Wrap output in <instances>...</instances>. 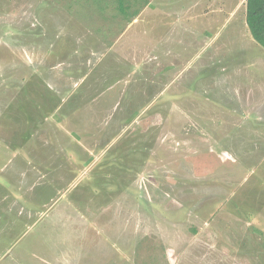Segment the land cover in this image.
<instances>
[{
	"label": "rangeland",
	"instance_id": "374dc122",
	"mask_svg": "<svg viewBox=\"0 0 264 264\" xmlns=\"http://www.w3.org/2000/svg\"><path fill=\"white\" fill-rule=\"evenodd\" d=\"M146 2L0 0V264H38L37 258L58 249L59 255L81 253L91 258L100 254V244L101 254L109 252L108 264H159V259L146 256L154 252L148 246L154 238L177 256L176 264H264V47L254 37V48L243 51L245 68H238L237 76L228 75L233 85L227 82L218 89L220 83L214 82L212 72L208 74V69L218 71V67H207L206 77L192 80L200 62L196 59L178 80L187 88L186 99L175 102L165 98L172 92H163L143 112L144 104L135 96L139 99L131 112L140 105V115L107 109L91 115L94 130L85 131L84 138L92 146L83 160H94L87 165L80 161L74 171L56 172L52 187L45 179L30 188L52 206L44 219H30L28 225L19 212L27 206V193L10 174L30 168L33 163L26 167L23 138L41 133L32 124L38 113L24 107L35 102L37 93L63 91L73 84L72 78L79 80L88 73L82 85L90 83L92 98L109 97L106 106L112 97L121 102L125 84L112 89L117 96L111 93L95 72L97 66L89 71L83 65L88 51L70 36L88 46L115 45L130 35L132 10L142 9ZM128 4L131 9L119 11L121 17L112 16L118 5ZM153 4L155 8L147 7L145 19L168 11L165 0ZM233 6L227 4L228 9ZM223 7L220 4L218 9ZM225 18L215 28L217 37L233 32L235 19ZM245 18L246 7L237 3L236 21ZM142 28L141 37L134 33L125 44L141 63L135 95L152 94L147 81L148 25ZM164 53L158 52L156 62H165ZM237 79L241 83H235ZM156 87L159 97L165 84L158 82ZM46 128L45 138L56 139L57 134H48L50 126ZM35 165L37 170L45 169L41 163ZM15 195L16 199L11 197ZM69 238H77L72 250L67 249Z\"/></svg>",
	"mask_w": 264,
	"mask_h": 264
},
{
	"label": "crops",
	"instance_id": "0c3cea01",
	"mask_svg": "<svg viewBox=\"0 0 264 264\" xmlns=\"http://www.w3.org/2000/svg\"><path fill=\"white\" fill-rule=\"evenodd\" d=\"M154 1L156 0H147L143 5V8L145 7L144 9H141L140 7L132 10L133 12L131 13L133 19L129 24L132 23L134 24L133 27L137 26V28L131 33L133 29L132 27L130 35L119 38L115 45L110 44L106 49H103V47L97 43H92L91 46H88L78 38L70 36L72 40L76 39L75 43L78 41L77 44L80 48L82 47L81 49H84L82 51H88V53L84 55L85 61L83 65H86L87 67L89 66V71L97 66L95 72H99L100 75H102L104 83L108 85V90H112L120 83L125 84L126 87L124 88V91L120 93L121 98L123 97L121 102L118 103L116 99H113L112 97L110 98L108 106H106L109 97L105 99L104 96H94V98H92L90 83L87 81L85 85H82L87 77L90 76V73H88L83 75L79 80L76 79L77 77L72 78L74 80L73 84L71 86L65 85L66 89L63 91L58 88L52 89L49 92L46 91L47 94L45 91L37 93L38 97L35 98V102L31 101L29 105L24 107L25 110H30L32 113L34 111L38 113L36 115L37 117L33 119L32 124L37 128L38 133H41H39V136L33 134L31 136L32 139L29 137L23 138L24 140H27L25 146H27L28 149V156L24 158L26 161V167L28 168V163H33L34 165H30L28 170L22 168V170L18 171L15 169L16 172L10 174V179L14 176L17 180H20V190H24L27 193V199L25 200L27 206H21L19 212H22L21 216H26L28 225L30 219L32 221H37L40 218L44 219L48 215L46 212L52 208V206H46L44 203V195H42L41 198L30 190L36 182L46 179L48 180L50 187H52V181L50 180H54L53 178L55 177L56 172L60 173L63 170L66 171V169L73 170L78 167L80 161L87 165L94 160L91 157L83 160V157H85V153L88 150L87 147L92 146V144L84 138L85 131L94 130L92 126L93 124H91L93 121L91 115L105 113L104 109H107L109 113H121L126 116H128L129 113L133 114L136 112L140 115L142 111L145 112L152 108L157 103V99L161 98L164 93L172 92L173 95L165 98H168L169 100L175 99V102L178 99H186L187 95H185V93L187 88L184 84L178 83V80L181 78V75H183L182 73H185L186 69L192 65L196 59H200V62L198 63L199 66H197V70L191 79L194 80L195 78H199V76L206 77L207 73L205 69L207 67H218V71L217 69L215 70V68L212 70L208 69V74L212 72L214 82L220 83L218 89H221V85H225L227 82L228 84L233 85V80L232 78H229L228 75L234 74L237 76V69L241 66L243 69L245 68L246 56L243 51L251 50L254 48L255 44L253 42L252 33L248 28L246 18L244 21H236V12L237 3H242V5L246 7L247 0H165L166 4H164V9H167L168 11L165 12L163 16L160 13H157L152 18L145 19L144 14L148 11L146 10L147 7H150V9L153 8ZM232 2L234 3V6L231 9H228L227 4ZM128 3L132 4L130 2ZM220 4L224 5L223 10L218 9ZM117 7V14L115 11L112 13V16L115 15L116 18L121 17V12L126 13V8L131 9L130 5L127 7H124V5H118ZM224 15H226V18L233 17L235 19L234 29L231 34L227 33L224 36L221 34L217 37L219 30H216L215 28L220 24L219 22H221ZM206 19H208L207 23ZM146 24L148 25L147 35L149 44L147 49L149 56L148 66L150 68L147 81L149 87L152 89V94L147 95L145 93L144 95H135V91L138 89L137 86L139 85L138 78L135 75L138 71L137 68L140 67L141 63H139L140 60L137 55H132L130 53L131 47L128 48L125 44L129 39L135 37L134 33L136 36L141 37L142 26H146ZM210 25L213 26L210 27ZM64 33L66 34V32ZM67 33L68 35H71L69 32ZM158 52H165L164 57H168L164 63L156 62ZM80 55L83 56V54ZM106 59L108 60L105 64L104 62ZM102 63L104 64L102 65ZM151 66H153L154 69L151 70ZM96 73L95 75H97ZM157 75L158 77H162V79H158ZM89 80L91 79L89 78ZM234 81L235 83H241L238 79ZM158 82H164L165 84L159 97L156 93V84ZM234 86L237 87V85ZM174 87L177 88L174 90ZM251 91L252 89L249 88V93ZM111 93H115L117 96L116 91L112 90ZM65 96H68L69 100L67 109H64L63 107L64 101L66 100ZM135 96H139L141 102L144 104L142 111L139 110V105L135 111L131 112L133 109L132 107L136 105L139 99V97L134 99ZM117 103L120 104L119 107ZM132 119L133 118L131 117L130 120ZM122 121L123 123L126 122L124 120ZM48 126L52 129V132L50 131L48 134H57L56 139L45 138L44 133ZM29 128L30 126L27 130H29ZM29 147L35 149L29 151ZM83 150L84 153H82ZM10 160L11 158H9V161ZM36 163H41L42 168L45 167V169L37 170ZM71 177L74 178L75 174ZM61 178L69 179L70 177L65 175L62 177V175H59V179ZM15 185L17 186V184ZM50 191L56 192L55 190ZM29 193L30 196L28 197ZM11 197L16 199V195ZM76 239L77 238H69L67 240V249L72 250L71 243ZM100 239L108 242L110 238ZM121 246L122 249H124L125 239L121 241ZM148 246L154 250L150 255H146L148 258L159 259V264L177 263L175 261L177 256H175L172 251L167 250L163 242L159 239L154 238L152 244H149ZM97 250L100 252L99 255H90L91 258L96 256L94 261H91L89 256H85V254L82 255L80 252V256H73V254L69 253L59 255L56 253L59 249L58 251L47 254L41 259H37L38 264H41V262L43 264H108L109 258L107 253L109 252L107 250L105 251L107 257L104 254H101L102 244L97 246ZM119 255L122 258L126 257L125 252H121ZM119 255L117 257H119Z\"/></svg>",
	"mask_w": 264,
	"mask_h": 264
},
{
	"label": "trees",
	"instance_id": "16d2710c",
	"mask_svg": "<svg viewBox=\"0 0 264 264\" xmlns=\"http://www.w3.org/2000/svg\"><path fill=\"white\" fill-rule=\"evenodd\" d=\"M246 22L254 39L264 47V0L246 1Z\"/></svg>",
	"mask_w": 264,
	"mask_h": 264
}]
</instances>
